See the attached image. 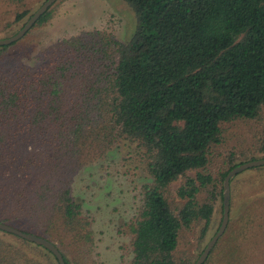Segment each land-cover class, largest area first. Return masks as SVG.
Listing matches in <instances>:
<instances>
[{
	"label": "trees",
	"instance_id": "obj_1",
	"mask_svg": "<svg viewBox=\"0 0 264 264\" xmlns=\"http://www.w3.org/2000/svg\"><path fill=\"white\" fill-rule=\"evenodd\" d=\"M26 1L12 0L17 24L29 17ZM122 1L137 19L127 42L93 29L23 60L17 46L32 44L55 4L0 47V223L51 241L66 264H96L77 179L120 155L144 176L137 214L119 227L131 237L128 264H195L223 215L225 177L264 159V0ZM239 122H262L257 147L209 172L225 126ZM250 186L234 182L230 222L204 264H264V188L246 199ZM0 264L59 262L0 231Z\"/></svg>",
	"mask_w": 264,
	"mask_h": 264
},
{
	"label": "rangeland",
	"instance_id": "obj_2",
	"mask_svg": "<svg viewBox=\"0 0 264 264\" xmlns=\"http://www.w3.org/2000/svg\"><path fill=\"white\" fill-rule=\"evenodd\" d=\"M46 1L27 0L26 8L30 11L29 17L17 24L15 14L21 6L14 4L12 0H0V39L17 34ZM8 23L11 25L6 28ZM136 28L135 13L122 0H58L52 20L43 27L32 29L25 39V43L32 44L26 47L21 43L16 50L19 56L26 60L41 46L93 29L107 30L119 41L127 42L135 34ZM261 123L239 122L226 125V139L213 153L208 171L216 174L224 166L226 157L232 153L236 154L246 149L254 150L258 139L262 137L260 134L262 128L259 127ZM255 156L261 158L263 155L258 153ZM119 160L120 155L114 160L104 161L99 167L88 171L83 170L77 179L76 187L84 193V201L90 207L94 218L96 249L93 259L96 264H128L133 258L131 237L120 235L119 227L131 221L137 214L144 176L141 171L135 170L137 163L131 164L119 162ZM195 174L196 172H191L188 175ZM183 180L179 179L172 185V194H175ZM244 180H250L252 183L251 188L245 191V198L249 199L251 195H256L264 188V184H260L264 182V171L262 173L257 169H250L232 180L231 202L234 182L239 183ZM220 218L223 219V215L221 217L218 211L212 235L216 234L221 226Z\"/></svg>",
	"mask_w": 264,
	"mask_h": 264
},
{
	"label": "water",
	"instance_id": "obj_3",
	"mask_svg": "<svg viewBox=\"0 0 264 264\" xmlns=\"http://www.w3.org/2000/svg\"><path fill=\"white\" fill-rule=\"evenodd\" d=\"M58 0H47L27 21L24 27L14 36L0 39V47L9 46L18 41L22 40L33 28V26L39 21V19L46 14L56 3ZM258 167H264V159L249 161L239 166L233 168L224 179V191H223V219L219 230L212 237V239L208 242L206 248L203 253L200 255L199 259L195 264H204L210 253L214 249L218 240L224 235L227 230L229 221H230V204H231V182L234 180L239 174ZM0 231L6 232L15 236H18L26 241L34 243L38 246H42L52 252L54 256L57 258L59 264H66L62 253L59 251L58 247L52 243L51 241L38 236L33 233L25 232L21 229H18L9 224L0 223Z\"/></svg>",
	"mask_w": 264,
	"mask_h": 264
}]
</instances>
